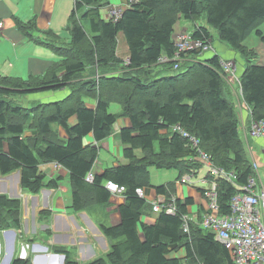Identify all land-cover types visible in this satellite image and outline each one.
I'll return each instance as SVG.
<instances>
[{
	"label": "trees",
	"instance_id": "16d2710c",
	"mask_svg": "<svg viewBox=\"0 0 264 264\" xmlns=\"http://www.w3.org/2000/svg\"><path fill=\"white\" fill-rule=\"evenodd\" d=\"M109 6L110 0H76L70 43L53 46L59 61L28 80L0 76V174L20 171L22 189L37 195L45 188L58 189L61 182L60 177L48 181L41 166H62L70 173L76 212L109 203L112 194L106 181L126 187L125 203L119 209L121 222L102 225L114 244L106 258L88 264H235L229 250L202 228L201 216L190 222L189 233L184 232V218L193 200L176 199L175 182L153 187L150 169L175 170L178 180L185 175L196 177L205 166L199 152L206 153L216 168L235 175L233 183L215 179L220 212H230L237 186L246 185L254 175L237 112L228 98L231 86L216 53L201 59L199 52H188L175 69L171 60L177 51L175 28L182 19L190 22L191 37L207 44L215 41L211 31L215 29L220 42L243 56L241 95L252 119L261 120L264 66L256 64V53L245 41L255 35L264 42V0H138L116 21L103 13ZM121 34L128 45V61L118 55ZM164 57L170 60L162 63ZM154 67H161L163 73H153ZM61 91L67 92L61 99L29 107L20 100ZM84 98L97 100L96 107H87ZM113 103L121 106L122 116L131 122L120 133L128 163L96 173L89 182L99 148L85 146L84 139L93 134L100 143L112 135L120 117L111 113ZM75 116L77 123L72 126ZM176 126L195 137L198 147L174 132ZM58 128L65 130L66 138ZM27 131L33 134L26 136ZM207 178L214 177L209 173ZM149 188L165 200L155 224L141 222L150 204L137 190ZM173 198L176 213L168 214L164 207ZM21 223V200L0 195V231L19 228ZM183 248L184 258H169ZM52 250L65 256V264H80L65 247ZM12 264L31 261L16 259Z\"/></svg>",
	"mask_w": 264,
	"mask_h": 264
},
{
	"label": "crops",
	"instance_id": "0c3cea01",
	"mask_svg": "<svg viewBox=\"0 0 264 264\" xmlns=\"http://www.w3.org/2000/svg\"><path fill=\"white\" fill-rule=\"evenodd\" d=\"M126 2L127 0H121L119 6L127 7ZM75 5L76 0H2L0 21L3 22L4 27L0 30V76L28 80L33 76L43 75L55 62L59 61L60 58L53 46L61 47L60 45L63 43L65 45L70 43L72 38L71 17ZM83 23L86 25L85 20ZM21 27L26 31H22ZM179 29L180 31H178ZM192 30V23H184L182 19L175 28V36L182 33L191 35ZM261 30L264 33V25ZM257 38L255 47L247 45L248 39L245 41V46L256 53V64L264 66V42L259 37ZM45 41L52 46H48L49 44ZM66 41L69 42L66 43ZM254 43L255 40L252 44ZM225 44L219 40L214 41L212 45L215 52L203 53L199 58L208 59L212 53H216L223 61H235L237 65L238 53ZM124 52L127 53V56L121 58L128 61L129 52L126 49ZM244 64L237 65L239 78L244 71ZM160 69L161 67L158 71ZM227 81L231 86L228 98L232 101L237 112L240 132L244 137L242 139L251 160L260 162L262 145L260 140L248 136L252 117L248 106L243 101L240 85L230 80ZM66 94L65 91L41 93L34 97L30 96L28 100L30 102L40 101L41 96L47 95L48 97L44 98L46 102L51 99H61ZM83 101L87 107L92 109L97 105V100L94 99L84 98ZM113 114L120 115V117L116 121L110 137L100 143L96 142L93 134H89L84 139L85 146H97L99 156L104 158L101 162L98 156L92 171L93 174L128 163L120 133L123 128L130 127L131 122L129 118L122 116V112ZM76 123L77 117L75 116L71 118L70 125L74 126ZM58 130L62 138L67 137L63 128H58ZM32 134V131L26 132V136ZM41 170L45 173L48 181L60 177V187L58 189L45 188L39 194L31 195L21 187L20 171L8 176L0 174V195H6L11 199H20L22 202L21 227L0 231V264H12L16 259L30 260L31 264H65L64 255H60L62 258L51 256L55 254L52 250L54 246L68 249L71 256L80 264H88L96 259L106 258L114 242L104 235L102 225L112 227L121 222L119 209L125 203V198L112 196L108 204L93 205L85 211L76 212L72 208L73 190L69 171L55 163L45 164L41 166ZM175 172L167 182L159 185L151 183V185L156 187L175 182V198L182 201L191 198L193 203L188 207L189 215L197 220L207 207L202 193L210 185L207 178L208 173L205 177L198 179L196 178L198 172L195 178L199 183L193 182V177L189 183L183 184L178 180V172ZM144 198L150 205L141 217V222L155 224L157 214L152 208L154 202L161 199L162 196H159L155 189L149 188L144 191ZM43 212H46L47 215L41 217ZM185 256L186 250L183 248L177 253H172L169 258L178 259Z\"/></svg>",
	"mask_w": 264,
	"mask_h": 264
},
{
	"label": "built area",
	"instance_id": "2783aa9c",
	"mask_svg": "<svg viewBox=\"0 0 264 264\" xmlns=\"http://www.w3.org/2000/svg\"><path fill=\"white\" fill-rule=\"evenodd\" d=\"M137 1L127 0V7L110 5L105 17L116 21L121 18L125 9ZM1 2L2 0H0ZM3 27L4 24L0 21V30ZM174 38L177 51L171 60L175 62V69L178 68V64L180 65L183 62L182 60L188 52L195 51L201 55L203 53L215 52L212 44L193 39L189 33L178 34ZM168 60L170 59L166 57L161 59L162 62H167ZM222 68L227 80L238 85L240 84L235 61H222ZM248 110L251 115L249 108ZM173 131L188 138L195 148L198 147L199 141L184 131L180 126L174 127ZM248 136L260 140L262 145V159L260 163L262 168H264V119L257 121L252 119L250 127L248 128ZM199 155L208 168V174L210 173L214 177L212 180H209V187L204 189L202 193L207 205L206 211L201 215L202 228L212 232L216 240L229 250L235 264H264V180L258 162H253L254 175L249 179L248 183L244 186H237L238 192L230 201V212L222 214L220 212L221 205L218 184L215 179L223 178L233 183L235 175L216 168L206 153L200 151ZM192 178L191 175H185L180 182L187 184ZM87 180L92 182L94 180V174H88ZM105 187L112 196L124 197L127 191L125 186L119 185L112 180L106 181ZM137 193L140 197H144V191L142 189H138ZM164 201L161 198L154 202L153 211L155 214L162 211V203ZM174 202L175 198L169 204H165L164 208L166 213H176ZM193 220L194 218L190 215L185 216L184 232L189 233L190 222Z\"/></svg>",
	"mask_w": 264,
	"mask_h": 264
},
{
	"label": "rangeland",
	"instance_id": "374dc122",
	"mask_svg": "<svg viewBox=\"0 0 264 264\" xmlns=\"http://www.w3.org/2000/svg\"><path fill=\"white\" fill-rule=\"evenodd\" d=\"M110 5L111 6H118L119 7V5H121V0H110ZM107 9H109V7L108 8H106L105 9V11H104V15L106 14V11H107ZM183 22L184 23H190V22H187V21H185V20H183ZM203 24L204 25H206V23H204L203 22ZM178 31H180V29L178 30ZM211 31H212V35H213V37H214V40L216 41H218V33H217V31L215 30V29H211ZM258 38L255 36V35H252L251 36V38H249L248 40H247V45L249 46V47H255L256 46V40H257ZM255 40V43L254 44H252V42ZM64 41V40H63ZM70 41V40H69ZM69 41H66V43L67 42H69ZM119 56L120 57H126L127 56V53L126 52H124V49H126L128 52H129V49H128V45H127V43H126V41H125V38H124V36H123V34H121L120 36H119ZM215 43H217V42H215ZM65 45V43H63L62 45H60V46H64ZM226 45V44H225ZM228 47V46H227ZM238 56H239V58H236L237 59V61H238V63H237V65H239V64H244L245 63V59L243 58V56H241L240 54H238ZM256 62H257V60H255ZM163 63V62H162ZM158 67H154V69H153V73H155V74H157V73H159V74H161L160 73V71H162L161 69L158 71ZM149 71V70H148ZM152 73V72H151ZM48 95H52V94H48ZM45 97H48L47 95H43V96H41L39 99H40V101H35V102H30L29 100H28V98H21L20 100H21V103L24 105V106H27V107H29L30 105H32L33 103H37V102H45L44 101V98ZM51 100H53V99H51ZM110 111L112 112V113H119V112H122V108H121V106L119 105V104H117V103H113V104H111V107H110ZM241 137L244 139V137H243V135H241ZM138 154L139 155H141L142 153L141 152H138ZM248 156L250 157V159H251V156L248 154ZM99 159H100V161L102 162L103 160H104V158L103 157H101V156H99ZM258 166H259V168H260V172L262 173V175H263V180H264V169L262 168V166H261V163L260 162H258ZM150 173H151V183L153 184V185H159V184H163V183H165V182H167L168 180H169V178L171 177V175H173V174H175L176 172L174 171V170H160V169H157V168H154V167H152L151 169H150ZM208 173V169H207V167L205 166V167H203L202 169H201V171L199 172V174H198V177H196V178H198V179H201V178H203V177H205L206 176V174ZM195 177H194V179H193V182H197V183H199V181L196 179ZM21 210H22V202H21ZM48 232V231H47Z\"/></svg>",
	"mask_w": 264,
	"mask_h": 264
},
{
	"label": "water",
	"instance_id": "95a60500",
	"mask_svg": "<svg viewBox=\"0 0 264 264\" xmlns=\"http://www.w3.org/2000/svg\"><path fill=\"white\" fill-rule=\"evenodd\" d=\"M52 257H54V258H62L60 255H58V254H52L51 255Z\"/></svg>",
	"mask_w": 264,
	"mask_h": 264
}]
</instances>
